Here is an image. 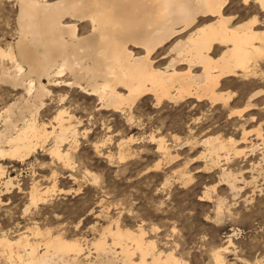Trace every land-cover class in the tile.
Masks as SVG:
<instances>
[{
	"label": "rangeland",
	"instance_id": "rangeland-1",
	"mask_svg": "<svg viewBox=\"0 0 264 264\" xmlns=\"http://www.w3.org/2000/svg\"><path fill=\"white\" fill-rule=\"evenodd\" d=\"M256 4L233 1L227 13L237 14L235 23L257 12L264 19ZM18 8L16 0H0L2 49L16 51ZM89 28L83 22L78 31L85 34ZM170 44L154 54L156 66L164 67L162 54ZM261 66L264 72V62ZM14 68L9 58L0 56V74L14 72ZM262 74L225 78L221 89L232 95L227 102L184 98L157 103L148 94L119 112L101 108L96 98L79 88L51 86L53 98L45 99L48 109L41 110L40 119L48 122L57 107L74 105L68 109L77 116L78 140L69 136L61 143V150L70 153L69 164L51 152L52 137L24 157L0 156L5 171L0 178V236L15 239L26 231L31 240L38 241L43 236L34 233V228L49 229L78 239L94 256L92 240L105 227L118 224L122 229L142 228L158 250L173 252L182 264H220L215 260L219 250L225 264H264ZM255 90L259 93L253 99L254 110L231 113L245 107ZM23 92V87L0 80V112ZM63 92L68 99L60 105L58 94ZM244 131L248 132L245 140ZM214 134L227 144L235 140L220 151L216 161L201 140ZM160 137L169 147L167 154L158 149ZM157 162L159 167H155ZM227 173L236 176V186L229 183ZM9 177L13 184L6 187L3 180ZM53 185L36 205L31 203L33 186L44 192ZM107 238L110 243L111 236ZM0 264L7 263L0 258Z\"/></svg>",
	"mask_w": 264,
	"mask_h": 264
},
{
	"label": "bare ground",
	"instance_id": "bare-ground-1",
	"mask_svg": "<svg viewBox=\"0 0 264 264\" xmlns=\"http://www.w3.org/2000/svg\"><path fill=\"white\" fill-rule=\"evenodd\" d=\"M233 1L246 6L255 1L264 15V0H16V51L0 48V56L9 58L16 69L2 71L0 80L23 87L24 92L0 112V156L24 157L52 137L55 144L51 152L70 163L69 151L63 152L60 146L69 136L78 140V132L74 124L77 116L68 109L74 105L63 104L67 95L58 94V103L63 106L57 107L51 120L40 119L39 113L47 108L45 99L53 98L51 86L79 88L96 98L101 108L118 112L148 94L157 103L184 98L227 102L232 95L221 89L225 78L264 73V19L257 12L235 23L237 14L227 13ZM83 22L90 28L80 34ZM169 42L162 54L164 67L156 66L154 54ZM258 93H250L247 105L231 113L240 115L253 109ZM242 133L245 140L248 132ZM257 135L262 134L258 131ZM201 140L215 161L221 150L235 142L230 139L227 144L219 134ZM168 148L160 137L158 149L165 154ZM159 166L157 162L155 167ZM4 174L0 164V178ZM226 176L236 186V176ZM3 184H13L12 179L3 180ZM52 189L54 185L42 192L33 186L31 203L36 205ZM34 233L42 239L31 240L26 231L15 239L1 235L0 258L7 264H182L173 252L158 250L153 240L145 238L142 228L105 227L91 242L94 256L78 239L39 227ZM218 252L215 260L225 264Z\"/></svg>",
	"mask_w": 264,
	"mask_h": 264
}]
</instances>
